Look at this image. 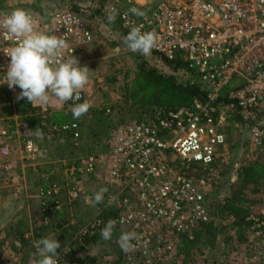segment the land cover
Segmentation results:
<instances>
[{"label":"built area","instance_id":"obj_1","mask_svg":"<svg viewBox=\"0 0 264 264\" xmlns=\"http://www.w3.org/2000/svg\"><path fill=\"white\" fill-rule=\"evenodd\" d=\"M62 4L61 9L44 16L29 13L37 31L65 38V59L71 54L77 57L95 42L92 20L111 28L119 22L121 31L128 32L132 26L143 25L142 31L157 34L151 55L179 65L167 68L175 77L187 78L184 84L197 85L204 92L203 101L160 108L150 119L116 129L106 160V202L72 238L68 252L74 250L76 242H82L81 235L101 233L109 219L117 221L115 229L129 228L137 234L131 251L159 242L162 237L158 232L192 238L202 224L212 221L206 191L219 182L217 161L228 154L219 118L221 106L228 109L239 132L246 134L245 154L252 156L264 150V0H156L139 18L117 8L114 23L106 19L113 6L101 15L74 12L65 0ZM8 15L0 12V20ZM16 43L15 37L0 28V75L10 61L4 52ZM0 91L13 100L20 89H9L5 83ZM79 95L67 105L83 103L84 96ZM36 109L38 114L29 117L39 118L34 122L42 140L49 142L66 135L75 143L79 140L76 122L57 123L48 106ZM29 117L19 119L14 113L0 121V180L13 171L16 161L34 162L45 157L32 139L34 125ZM96 163L95 157L73 163L69 176L93 173ZM79 192L71 187L68 198L75 201ZM40 194L48 196L53 209H58L53 185L40 188ZM247 220L252 223L248 230L255 235L264 232V209L250 214Z\"/></svg>","mask_w":264,"mask_h":264},{"label":"rangeland","instance_id":"obj_2","mask_svg":"<svg viewBox=\"0 0 264 264\" xmlns=\"http://www.w3.org/2000/svg\"><path fill=\"white\" fill-rule=\"evenodd\" d=\"M64 0H0V12L10 14L17 8L25 9L36 15L44 16L62 7ZM76 5L86 8H98L100 5L113 6L132 14L129 9L136 7L134 0H72ZM150 11L156 0H147ZM72 6V4L70 3ZM98 43L83 48L77 56L79 66H87L90 70L89 81L81 93L84 102L90 103L85 115L74 119L68 102L62 108L50 110L55 121L78 122L80 139L57 143L47 142L35 135L38 129L33 123L32 139L44 151L45 157L34 162L18 160L10 174L0 180V264H19L25 258L34 242L42 237L57 234L56 239L61 247L59 253L70 242L71 236L93 219L100 210L108 192L104 194L103 203L92 207L85 197H92L101 188H106V160L109 155L113 136L117 128L141 122L154 117L160 108L149 103L152 91L145 76L141 73L142 65L159 74L172 75L167 66L153 55H141L126 49L119 22L113 28L96 20H92ZM95 48H94V47ZM92 50L96 52L92 54ZM95 59H93V58ZM175 76V74L173 75ZM187 78L176 75V83L184 84ZM21 91V90H20ZM19 94V93H18ZM50 104H57L53 99ZM65 104V105H64ZM27 99L12 100L9 94L0 91V121L14 113L19 119L31 116L28 112ZM32 106V105H31ZM162 110V109H161ZM221 106L219 118L221 130L227 138V156L217 161L219 172L226 173L219 182L206 191L205 201L212 223L215 227V240L208 243L205 237L198 249L191 251L189 264H264V232L257 236L250 230L246 232V240L240 239L232 227V213L220 214V204L235 200V206L242 207L249 216L264 209V185L259 192L252 186L240 193L239 176L241 169L247 167L260 154L247 156L246 134L239 132L235 122ZM30 118V117H29ZM36 119H33L35 121ZM260 152V151H258ZM89 157L97 159L93 173L81 176H69V167ZM53 185L57 194L58 209H53V202L48 196L40 194V188ZM71 187L80 189L78 198L71 201L68 190ZM51 197V199L53 198ZM229 204V203H227ZM122 232H133L129 228L113 230L112 238L104 240L100 235L89 242L77 257L92 256L93 264H179L176 257L179 242L176 234L159 233L162 239L153 241L140 251L123 250L118 238ZM135 233V232H134ZM137 237V234H136ZM30 244L23 246L20 240ZM142 244V243H141ZM36 250V249H35ZM68 264V261H63Z\"/></svg>","mask_w":264,"mask_h":264},{"label":"clouds","instance_id":"obj_3","mask_svg":"<svg viewBox=\"0 0 264 264\" xmlns=\"http://www.w3.org/2000/svg\"><path fill=\"white\" fill-rule=\"evenodd\" d=\"M129 11L136 16L144 13L132 7ZM118 10L113 8L106 19L114 23ZM36 21L32 15L22 8L13 10L3 20L0 28L6 35L15 37L17 43L10 47L4 54L10 57L6 71L0 75V85L7 84L9 89L19 87L21 90L16 100L27 99L33 106L46 107L55 99L58 105L69 100H78L80 92L89 81V68L79 66V60L72 54L65 59L64 50L68 44L63 36L48 35L37 31ZM143 25H135L123 37L126 49L133 53L147 56L156 47L157 34L154 31H142ZM79 45V44H78ZM77 45V46H78ZM90 103H76L71 108L74 119L85 115ZM37 137H42V132L36 131ZM107 188H101L92 197H85V201L92 207L103 203ZM116 220L109 219L101 229L104 240L112 238ZM57 234L42 237L34 242L36 253L31 264H60L61 255L57 249L61 247L56 239ZM136 239L134 232H122L118 238L120 247L127 251L134 247L132 241ZM69 248L63 249L67 253Z\"/></svg>","mask_w":264,"mask_h":264},{"label":"trees","instance_id":"obj_4","mask_svg":"<svg viewBox=\"0 0 264 264\" xmlns=\"http://www.w3.org/2000/svg\"><path fill=\"white\" fill-rule=\"evenodd\" d=\"M72 4L71 9L74 12H81L83 14H88L91 11H94L95 14H105L106 8L109 6L100 5L98 8H86L80 5H76L72 2V0H65ZM128 31L122 30L123 36H126ZM162 62L167 66H171L174 69L180 66L177 65L174 62H168L166 60L162 59ZM141 73L145 76L147 82L149 83L148 86H150V91H152V94L149 99V103L155 105L158 108L161 109H174L179 107H187L189 106L193 100L197 99L200 101H203L204 99V92L201 91L200 87L197 85H190V84H177L176 83V77L173 75H165V74H159L157 71L147 68L146 66L142 65L140 68ZM28 112H32L31 115L34 113L38 114V110L36 108H33L31 105H28ZM37 117V116H36ZM34 119V118H30ZM39 119V118H35ZM55 121V119H53ZM57 123H62V121H55ZM34 123V121H32ZM80 128V125L78 122H76ZM81 133V132H80ZM80 139V138H79ZM72 141L70 136H62L58 140H53V142L57 143H64ZM50 142V141H49ZM262 153V154H260ZM258 156L257 159H255L254 162H252L247 167L241 169L240 176H239V191L237 193L241 194V191L244 190L248 186H252L253 190L255 192H259L260 186L264 185V150L257 152ZM220 178L224 177L226 173L221 172ZM207 202V199L205 203ZM235 200H228L227 203L229 204H220V214H223L224 212H230L232 213V227H236L235 232L237 236L242 239V241L246 240V232H248V229L252 225L250 221L247 220L246 210L242 207L235 206L234 204ZM79 231V230H78ZM74 233L71 236L70 241L72 238L78 233ZM100 235V233H94L92 236H80L79 241H82L77 244L74 250L71 252L64 253L63 249L58 253L64 259L63 261H68V264H93L96 261L95 257L92 256H80L77 257L78 251L82 250L89 242L96 240V238ZM179 246L176 251V257L180 259L179 264H189L191 261V251L198 249V245L201 244L204 237L205 240L209 243L212 240H215L216 234H215V227L211 222L207 224H202V227L198 228L197 231H194L192 238H188L186 234H180L176 235ZM23 246H28L30 243L26 242L25 240H20ZM69 244V243H68ZM67 244V245H68ZM66 245V247H68ZM36 253L35 248L31 247V250L29 254L22 258V261L19 264H31L32 259L34 258ZM62 261V262H63ZM61 262V263H62ZM65 263V262H63Z\"/></svg>","mask_w":264,"mask_h":264},{"label":"crops","instance_id":"obj_5","mask_svg":"<svg viewBox=\"0 0 264 264\" xmlns=\"http://www.w3.org/2000/svg\"><path fill=\"white\" fill-rule=\"evenodd\" d=\"M135 1V5H137V8L138 9H140L142 12H144L146 9H147V4H148V2H147V0H134ZM96 32V31H95ZM100 38V37H99ZM99 38H98V36H97V39L95 40V42L94 43H98V41H99ZM93 43V44H94ZM94 47V46H93ZM95 48V47H94ZM93 52L95 53L96 51L95 50H92V54H93ZM79 56L81 57V54H79ZM93 58V57H92ZM94 59V58H93ZM95 60V59H94ZM54 105L56 106V108H62L63 106V104L62 105H58V104H49L48 105V107H49V109H51V111H53V109H54ZM65 105V104H64ZM67 105V104H66ZM62 106V107H61ZM68 106V105H67ZM32 107H34V108H37V107H39V106H33L32 105ZM69 107V106H68Z\"/></svg>","mask_w":264,"mask_h":264}]
</instances>
